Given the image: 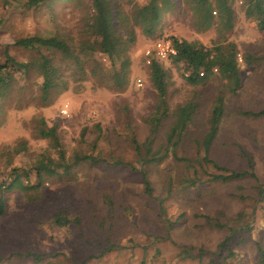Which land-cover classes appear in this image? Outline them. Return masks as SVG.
Here are the masks:
<instances>
[{"label":"rangeland","instance_id":"rangeland-1","mask_svg":"<svg viewBox=\"0 0 264 264\" xmlns=\"http://www.w3.org/2000/svg\"><path fill=\"white\" fill-rule=\"evenodd\" d=\"M116 1L128 13L132 4L147 0ZM174 2L153 36L135 29V42L126 49L129 67L123 87L112 82L118 61L98 53L78 54L79 64L64 60L57 51L49 53L61 82L46 101L39 98L42 78L37 70L13 74L14 80L0 97V182H5L0 264H143V260L144 264H198L186 259L182 250L200 247L207 252L201 263L256 264L257 248L264 250V115L244 112L264 109V29L259 30L244 16L245 0H231L235 24L225 37L239 52L241 84L237 93L225 94V112L210 158L233 171L247 169L250 158L256 178L221 182L203 175L201 182L188 187L186 176L192 175L185 171L186 162L170 154L159 171L147 168L153 188V196H149L138 172L140 164L130 136L134 134L139 142L149 136L147 120L157 103L149 79L148 65L153 59L166 70L170 108L187 101L196 103L187 139L175 149L177 157L201 158L197 142L207 132L215 96L223 91L217 74L191 85L185 81L182 63L155 58L157 43L171 42L170 37L205 47L221 41L216 19L208 29H197L189 6L183 0ZM90 15V0H47L32 8L25 6V0H0V62L4 51L20 62L36 56V51L18 47V38L57 32L73 42L74 35L86 28ZM39 52L47 53L44 49ZM243 53L261 60L246 68ZM42 120L48 127L56 126L69 165L57 168L56 175L44 177L40 185L30 188L38 182L33 164L58 159L52 142L40 136ZM169 123L170 119L163 122L153 149L165 144ZM85 154L126 164L102 160L73 164L74 156ZM166 165L169 170L162 169ZM206 167L208 173L216 171L211 164ZM16 176L18 181H14ZM168 176L175 178V183L167 195ZM158 197H164L167 217L174 220L181 216L169 239ZM58 209L78 222L55 225L52 217ZM205 215L225 227L207 224ZM230 229L234 233L224 241ZM27 250L42 257L31 262L18 253Z\"/></svg>","mask_w":264,"mask_h":264},{"label":"trees","instance_id":"trees-1","mask_svg":"<svg viewBox=\"0 0 264 264\" xmlns=\"http://www.w3.org/2000/svg\"><path fill=\"white\" fill-rule=\"evenodd\" d=\"M7 1L9 0H4V2ZM45 1L47 0H25V6L29 8L37 7ZM90 2L91 15L89 16V22H86L85 29L74 35L73 42L57 32L49 35H31L18 38L15 41L18 47L37 52L36 56L27 62L17 61L7 51H4V60L0 62V97L5 95L8 86L14 80L13 74L15 72L22 74L26 73L30 68H34L42 78L39 87V98L46 101L52 90L58 87V84L61 82L59 69L52 65V60L48 56L52 51L59 52L64 60H74L77 64L80 63L77 56L80 53H98L112 62L117 60L119 66L114 70L112 82L116 87H123L127 82V69L129 67L126 49L135 42V29H140L141 33L145 36H153L161 23L163 15L170 13L175 5L174 0H147L145 4H132L130 11L126 13L121 6L117 5L116 0H90ZM183 2L189 6L197 29H208L214 24V19H216L215 24L221 41H218V44L215 46L205 47L196 42L170 37L172 46L176 52L170 59L173 63L183 64L184 78L188 84H201L210 76L217 74L223 82V91H220L215 96L210 110L207 132L197 142L201 158L189 159L187 157H177L175 149L187 139L192 116L196 110V103L194 101H187L177 104L174 108H170L167 100L168 82L166 70L157 60L153 59L150 62L148 65L149 79L156 91L157 103L147 120L150 128L149 136L143 142H139L134 134L130 136V141L140 164L138 172L144 185V191L149 196H153V188L147 177V168L159 171L162 161L170 154L174 159L186 162H183L187 165L185 171L192 175L191 177L186 176L188 187L194 186L196 182H201L200 177L203 175L207 176L206 179L208 180L221 182L241 179L243 177L256 178L250 158H247L248 167L243 171L229 170L226 167L218 165L210 158L211 148L225 112V94L237 93L241 84L240 63L238 60L240 58L239 52L236 44L232 41H227L225 38L226 34L233 30L235 24V14L231 0H183ZM243 5L244 16L253 20L259 30H263L264 0H245ZM40 49L46 50L47 53L43 54L39 52ZM260 58L257 55L254 57L248 53L242 54V62L246 68L250 67L254 61ZM244 113L259 117L264 115V109ZM167 119H170V123L165 130V144L157 149H153V144L160 129H162V124ZM39 133L42 138H47L52 142L55 149H57L58 159L57 161H53L49 158L46 162L42 159L33 164L32 169L36 172L38 182L31 185L30 188L40 185L44 177L56 175L57 168H67L69 165L65 161L64 150L59 141L56 126L52 125L48 127L42 120ZM101 160L112 165L126 164L120 160H108L91 154L74 156L73 164L81 161L98 164ZM210 164L216 170L213 173H208L206 170V166ZM162 169L169 170V167L166 165ZM166 180L168 195L174 187L175 178L168 176ZM14 181H18L17 176ZM10 185H13V182ZM3 187H5V182L1 181L0 216L3 214L4 206L1 197ZM167 195L166 197H168ZM107 201H110V199ZM157 201L160 217L165 223L166 238L169 239L170 231L180 223L181 216L171 220L166 216L164 197H158ZM202 217L207 224H212L217 229L225 227L218 219L212 223L210 216L205 215ZM52 220L59 227L78 222L76 217L71 219L65 210L60 209L53 214ZM233 231V229H230L231 234L227 235L224 241L233 235ZM155 251L158 252L159 250L156 249ZM182 251H184L186 259H195L198 261V264H206L201 263L202 255L207 253L203 248L200 247L195 251L192 248H184ZM192 251L195 253L192 254ZM18 253L24 258H28L31 262L37 261L39 256L42 257L29 250L24 253ZM256 256V264H264V250L258 247ZM85 263L82 262V264ZM142 263L144 264V260ZM216 264H218L217 261Z\"/></svg>","mask_w":264,"mask_h":264},{"label":"built area","instance_id":"built-area-1","mask_svg":"<svg viewBox=\"0 0 264 264\" xmlns=\"http://www.w3.org/2000/svg\"><path fill=\"white\" fill-rule=\"evenodd\" d=\"M153 51L155 58L160 60L171 58L176 53L174 47L172 46V43L169 41L158 42ZM147 53H149V51H147ZM63 111L65 112V109Z\"/></svg>","mask_w":264,"mask_h":264}]
</instances>
